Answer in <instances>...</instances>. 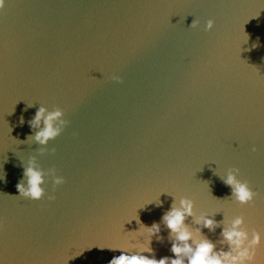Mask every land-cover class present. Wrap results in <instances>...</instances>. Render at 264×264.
Returning <instances> with one entry per match:
<instances>
[{
  "label": "water",
  "instance_id": "obj_1",
  "mask_svg": "<svg viewBox=\"0 0 264 264\" xmlns=\"http://www.w3.org/2000/svg\"><path fill=\"white\" fill-rule=\"evenodd\" d=\"M40 107L68 121L43 148L29 139ZM30 162L45 174L35 202L16 189ZM230 169L257 194L251 206L223 183ZM0 178L3 264H109L121 255L110 247L132 243L174 258L162 222L174 197L216 222L201 227L216 252L236 216L264 230V0H5Z\"/></svg>",
  "mask_w": 264,
  "mask_h": 264
},
{
  "label": "clouds",
  "instance_id": "obj_2",
  "mask_svg": "<svg viewBox=\"0 0 264 264\" xmlns=\"http://www.w3.org/2000/svg\"><path fill=\"white\" fill-rule=\"evenodd\" d=\"M4 5L5 0H0V9ZM213 26L214 22L208 20L204 25V30L206 32L211 31ZM197 27L198 22L194 20L191 28L195 29ZM248 40L249 37L245 35L243 44H247ZM258 46L257 42L252 45V48L254 49ZM246 50L250 51L251 49ZM111 79L116 83H122L119 76L114 75ZM67 125L68 121L64 119V112L61 109L54 108V110L48 111L45 107H40L35 112L34 118L29 122L30 129L36 130L35 135L30 136L29 139L41 145L42 148L46 147L50 141L61 135ZM252 150L255 151V148ZM54 151L53 149L52 152ZM49 174L53 188L64 184V178L56 175L55 170H50ZM44 175V172L34 162H30L24 168L21 181L16 185L19 193L18 197L34 202L40 201L45 196V188L43 187L45 183ZM238 175V169H230L226 178L223 179V183L231 188L232 196L238 205L241 207L251 206L257 194L252 191L247 182L237 179ZM48 199L52 201L55 196H48ZM152 203L153 201H150L147 204ZM156 206H160V203L157 202ZM189 217L193 218L194 224L198 226L195 231L189 230L185 224V220ZM134 219L138 220V216ZM162 222L169 230V236L173 238L170 251L174 258L164 257L159 260L147 258L140 253L151 252V248L132 243L125 247H110L109 250L121 251V255L113 257L109 264H258V250L264 247V230L257 231L253 229L251 234H249L242 227L245 223L244 217L236 216L231 220L230 226L224 228L221 232L222 242L227 243L229 251H214L215 245L208 239L202 238L201 227L214 231L217 226L216 222L208 218L206 214L196 216L194 203L187 198H179L177 206L174 197L170 210L162 216ZM159 231V224H153L146 229V240L149 244L151 237L157 235ZM133 248L138 249L137 254H125ZM0 264H3V262L0 261Z\"/></svg>",
  "mask_w": 264,
  "mask_h": 264
}]
</instances>
